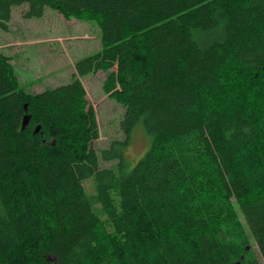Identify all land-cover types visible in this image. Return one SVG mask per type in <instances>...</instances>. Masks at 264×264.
Listing matches in <instances>:
<instances>
[{"label": "trees", "instance_id": "trees-1", "mask_svg": "<svg viewBox=\"0 0 264 264\" xmlns=\"http://www.w3.org/2000/svg\"><path fill=\"white\" fill-rule=\"evenodd\" d=\"M23 5L96 20L101 49L37 94L0 50V264H264V0H0V31ZM97 72L123 109L99 152Z\"/></svg>", "mask_w": 264, "mask_h": 264}, {"label": "rangeland", "instance_id": "rangeland-1", "mask_svg": "<svg viewBox=\"0 0 264 264\" xmlns=\"http://www.w3.org/2000/svg\"><path fill=\"white\" fill-rule=\"evenodd\" d=\"M27 7L12 8L8 30L0 31V50L11 60L22 90L29 94L41 93L70 82L76 73L75 61L87 57L101 48V35L96 20L64 18L59 12L46 8L41 18L23 17ZM108 72H97L85 78L78 77L86 91V101L92 106L99 138L93 141L95 151L108 148L114 140H123L120 122L122 107L104 91V80ZM141 123L130 133L123 147L128 170L141 160L149 149L151 139ZM112 162H101L109 167ZM241 225L255 252V243L246 229L241 212Z\"/></svg>", "mask_w": 264, "mask_h": 264}, {"label": "water", "instance_id": "water-1", "mask_svg": "<svg viewBox=\"0 0 264 264\" xmlns=\"http://www.w3.org/2000/svg\"><path fill=\"white\" fill-rule=\"evenodd\" d=\"M27 123H28V118H24V121H23V125H22V129H24L25 128V126L27 125Z\"/></svg>", "mask_w": 264, "mask_h": 264}]
</instances>
